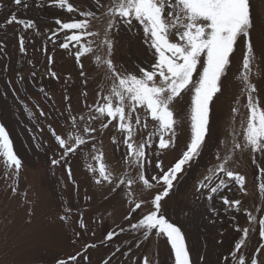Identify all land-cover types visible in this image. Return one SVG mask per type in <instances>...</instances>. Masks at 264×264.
<instances>
[{
    "label": "rangeland",
    "instance_id": "374dc122",
    "mask_svg": "<svg viewBox=\"0 0 264 264\" xmlns=\"http://www.w3.org/2000/svg\"><path fill=\"white\" fill-rule=\"evenodd\" d=\"M68 2L78 11L68 12L66 6L62 9L53 0H24L20 6L15 5L14 0H0V123L8 131L23 162L19 173L13 175L0 157V264H54L57 258L67 259L73 255L79 256L81 264H104V261L143 264L145 256L150 264H175L171 244L165 236L153 233L145 238L130 227L152 209L149 198L161 191L162 185L151 191L140 184L133 185L134 198L149 202L130 212L132 205L128 203L126 190L112 191V185L107 182L96 184L89 170L90 164L98 168L103 162L114 176L124 175L123 148L120 144L114 145L112 139L113 136L121 139L114 127L115 121L108 128H100V123L107 122L106 119L93 122L98 132L93 134L95 139L89 141L88 147H82L57 165L51 163L62 153L49 126L57 133L65 132L70 127L66 121L69 104L72 115L87 117L90 114L87 106L97 101L98 92L103 89L107 93L94 55L82 56L78 63L76 46L70 44L69 49L60 46L71 32L62 31L53 37L59 28L57 20H79L82 18L79 12L94 4V0ZM111 2L102 0L105 6ZM250 2L254 16L251 37L257 54L251 82L257 86L256 95L264 107V58L260 57L264 52V0ZM12 16L18 21H34L35 27L25 29L21 23H7ZM106 23V19L94 21L90 30H98L101 35L89 39L100 44ZM111 35L114 40L112 59L118 66L131 72L153 63L154 50L145 43L142 26L135 21L131 28L122 26ZM20 37L24 38L23 51ZM170 39L176 41L175 33ZM243 54L241 40L231 57L226 77H222V93L217 94L211 106V136L201 156L185 166L162 202L163 215L181 227L193 264H224L223 257L233 252L246 227L249 236L237 256H244L248 264L253 259L264 264V237L259 235L258 223L259 219H264V193L258 188L259 183L264 182L259 174V169L264 167V156L250 150L236 151L227 165L246 176V191H241L234 182L215 194L208 193L207 189L198 190V184L210 174L209 169L218 163L217 152L223 158L226 148H231L233 133L238 132L237 139L243 140L241 124L246 126L249 115L240 79ZM171 107L177 121L175 147L160 151L153 146L148 150L152 162L146 167L151 175H162L156 167L161 161L167 171L190 141L191 95L182 93ZM41 110L46 115L41 116ZM83 126L81 121L80 127ZM151 128L149 120V128L138 132L136 141L140 142ZM93 144L103 152L102 161L93 159ZM69 167L71 176L67 171ZM219 178H213L212 183ZM222 197L240 200L239 210L225 206ZM248 212L257 217L256 222L249 221ZM63 216L68 219L62 220ZM128 216L131 218L126 219ZM80 220L86 230L80 227ZM120 228L124 229L122 233L111 241L106 239L108 232H119ZM87 244H95V247L85 253ZM228 264H234L231 256Z\"/></svg>",
    "mask_w": 264,
    "mask_h": 264
},
{
    "label": "snow or ice",
    "instance_id": "6c2138e0",
    "mask_svg": "<svg viewBox=\"0 0 264 264\" xmlns=\"http://www.w3.org/2000/svg\"><path fill=\"white\" fill-rule=\"evenodd\" d=\"M24 0H14L20 6ZM60 8L68 12L78 11L68 0H53ZM82 17L71 22L57 20L58 31H69L64 42L60 45L69 49L70 44L77 47L75 58L80 62L82 56L94 55V62L98 71L107 85V93L103 89L98 92L97 101L88 105L87 117L85 115H72L71 105L67 106L68 116L66 121L70 127L63 133H57L55 128H50L54 142L61 150L59 159L51 163L57 165L61 160L76 154L82 147H88L89 141L94 140L93 134L98 132L93 122L102 121L100 128H108L115 121L114 127L120 133L121 139L113 136V143L120 144L123 148V162L126 171L122 176H114L106 165L101 162L99 167L88 166L95 176V183L107 182L112 185V191L123 188L128 195V203L132 205L130 212H135L147 205L150 200L152 209L143 215L138 222L130 225L131 229L141 232L145 238L153 233L163 235L171 244L175 264H193L191 254L185 241L184 233L177 224L171 222L162 213L163 201L173 188L174 181L184 171L185 166L201 156L207 140L211 136V111L214 98L222 93V77H226L231 57L237 44L243 40L244 54L242 60L243 82L242 92L246 95L248 119L242 122L243 140L237 139L238 132L233 133L231 148H226L223 158L217 152L216 160L209 169V175L198 184V190L207 189L208 193L228 187L229 182H234L241 191H246V176L227 167L236 151L241 153L251 151L253 154L264 156V107L260 105L257 86L251 82L252 68L257 61V54L252 43L251 31L254 27V16L250 0H112L105 6L102 0H94L93 7L80 11ZM107 21L100 44L95 39L100 37L98 30L92 29L94 21ZM142 26L147 43L154 51L153 63L148 67H140L129 72L114 63V40L112 32H119L122 26L131 28L133 22ZM18 22L25 29L35 27L34 21H18L12 16L7 23ZM175 33L177 39L172 41L170 35ZM53 37H50L52 39ZM20 48L24 50V38L19 39ZM102 53V54H101ZM264 58V52L260 53ZM51 62V58H50ZM83 68V65L80 64ZM55 76V73H52ZM81 75H84L82 72ZM195 77V79H194ZM184 93L191 95L190 127L191 137L180 158L165 171L162 161L156 164L162 175H151L147 172V165L152 161L148 150L155 146L164 151L175 147L176 124L173 102ZM65 99H69L66 97ZM102 101V102H101ZM143 110V115H141ZM234 112L237 109H233ZM91 113H95L92 115ZM41 116L46 115L43 110ZM152 128L147 135L137 142L135 137L138 132ZM84 122L83 128L80 122ZM95 155L94 160L102 161L103 152L91 145ZM0 157L6 168L12 170L13 175L19 173L23 166L21 158L17 155L13 142L5 126L0 123ZM71 176V168L67 169ZM135 173V174H132ZM260 178L264 181V167L259 169ZM221 177L215 184L213 178ZM226 178V179H225ZM140 184L143 189L151 191L157 185H162V190L153 194L149 200L137 201L132 192L133 185ZM259 191L264 193V182L258 185ZM16 191V188H13ZM212 198L211 195L208 196ZM225 206L239 210L240 200H229L222 197ZM70 212V209L68 210ZM250 222H256L257 217L251 212L247 213ZM128 216L126 219H130ZM67 220V216L61 217ZM259 235L264 237V219H259ZM82 229L86 230L83 220L79 221ZM124 231H111L106 234V239L111 241ZM237 231L240 228L237 227ZM80 233H77L79 237ZM249 236V228L243 229V238L235 244L234 250L223 257L224 264H228L231 256L234 264H248L244 256H237L245 240ZM95 244L85 245V253ZM119 249H117V252ZM259 251V250H258ZM83 255V254H81ZM87 259L86 255L84 257ZM81 264L78 255L67 259L57 258L54 264ZM104 264H109L104 261ZM143 264H150L148 257L143 258ZM251 264H260L259 259L251 260Z\"/></svg>",
    "mask_w": 264,
    "mask_h": 264
}]
</instances>
